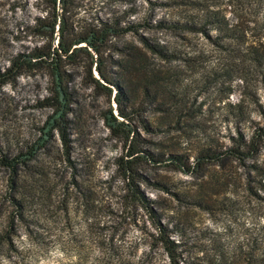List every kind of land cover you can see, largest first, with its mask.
<instances>
[{"label":"rangeland","instance_id":"374dc122","mask_svg":"<svg viewBox=\"0 0 264 264\" xmlns=\"http://www.w3.org/2000/svg\"><path fill=\"white\" fill-rule=\"evenodd\" d=\"M10 1L0 0L1 64L9 50L18 46L11 40L14 25L38 13L31 0L15 10L11 9ZM79 3L81 11L113 12L138 21H202L205 14L216 12L241 35L238 41L228 42L229 51L213 44L220 34L215 23L205 24L208 37L204 32L175 33L145 27H140L137 34L124 36L122 40L140 48L139 55L147 67L176 75L175 79H164L153 102L146 101L139 92L141 80L135 75L128 79L131 92L128 102L141 110L140 114L151 126L158 127V130L135 127L142 146L164 154L182 153L191 161L201 147L230 143L239 131L248 135L256 123H264L260 113L264 111V64L253 65L245 52L246 43L264 34V0H80ZM139 35L180 54L184 61H164L146 52ZM47 81L39 74H23L0 86V145L4 142L10 149L18 148L39 134L38 127L49 110L38 106L37 101L44 94ZM87 82L88 79L72 80L76 100L70 116V159L77 167L84 193L74 194L67 215L57 210V201L67 196L65 186L70 169L60 156L54 135L47 147L37 152L34 162L40 171L35 177L36 201L25 210V222L16 223L13 242L26 249L19 264H59L64 258L57 247L44 249V244L57 239V235L65 240L87 228L84 234L99 241L132 248L141 228L150 229L142 210L128 206L123 196L124 183L115 164V158L124 151L122 138L111 135L103 120L109 106L114 113L112 93L108 99L106 93ZM239 111L246 119L236 122L234 113ZM140 171L149 180L165 184L161 188L142 181L140 187L155 200L162 221L174 231L171 236L185 249L183 258L200 261L220 253L232 257L261 238L264 149L243 162L226 159L190 173L161 165H142ZM6 177V170L0 167V193ZM143 249L146 247L139 244L136 254ZM152 259L164 264L160 250Z\"/></svg>","mask_w":264,"mask_h":264},{"label":"trees","instance_id":"16d2710c","mask_svg":"<svg viewBox=\"0 0 264 264\" xmlns=\"http://www.w3.org/2000/svg\"><path fill=\"white\" fill-rule=\"evenodd\" d=\"M28 1L11 0V9L24 7ZM79 1L31 0L38 13L14 25L11 40L18 46L9 50L4 63H0V86L23 74L45 76L48 79L45 92L38 99L37 105L49 110L42 125L38 127L39 134L29 143L13 149L4 142L0 145V167L7 172L5 188L0 193V264H19L24 259L23 252L26 249L24 251L23 247L13 242L15 227L17 222H25V210L36 201L35 177L40 171L34 162L37 152L46 148L54 135L58 140L60 156L70 169L65 186L68 197L57 201V210L67 215L74 194L84 193L77 167L70 159V116L76 100V91L71 86L73 79H88L87 83L101 93H106L108 99L112 93L114 113L109 106L103 120L111 135L122 138L124 151L115 158V164L122 175L123 196L128 206L142 210L150 229L146 226L141 228L140 236L132 248L121 243L99 241L84 234L87 228L69 235L65 240H60L57 235V239L44 244V249L57 247L64 258L62 261L60 259L59 264H161L152 259L157 250L163 255L164 264H264V232L255 245H249L245 251L232 257L220 253L200 261L183 258L185 249H181L180 242L171 236L174 231L162 221V214L154 205L155 200L144 194L140 187L142 181H147L165 188L164 183L149 180L140 171L142 165L168 166L190 173L196 169L201 170L206 164H221L226 159L243 162L253 158L264 149V123H256L248 135L239 131L236 137H231L230 143L201 147L189 161L188 156L182 153L164 154L142 146L135 127L138 125L146 130H158V127L151 126L140 114L141 110L133 102H128L131 93L128 79H133L134 75L141 80L138 90L148 102H153L160 94L164 79H175L176 75L172 71L147 67L139 55L140 48L122 40L125 35L137 34L140 27H145L175 33L204 32L208 37L204 26L215 23L220 34L216 36L217 40H213V44L223 51H229L228 42L232 39L238 41L241 35L216 12L205 14L202 21H138L113 12L91 14L83 9L81 11ZM138 38L144 50L159 59L184 61L180 54L173 53L161 44L151 42L143 35ZM245 52L253 65L262 67L264 34L246 43ZM124 58L126 62H123ZM260 113L264 118V111ZM234 117L236 122L246 119L240 111L234 113ZM139 244L146 249L137 255ZM31 261L33 263V259Z\"/></svg>","mask_w":264,"mask_h":264}]
</instances>
